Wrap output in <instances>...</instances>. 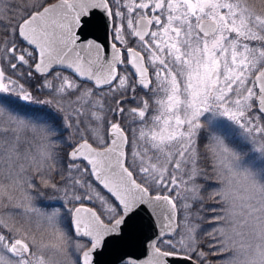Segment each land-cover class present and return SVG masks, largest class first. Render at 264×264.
Here are the masks:
<instances>
[{"label": "snow or ice", "instance_id": "snow-or-ice-1", "mask_svg": "<svg viewBox=\"0 0 264 264\" xmlns=\"http://www.w3.org/2000/svg\"><path fill=\"white\" fill-rule=\"evenodd\" d=\"M257 160L264 0H0V264H264Z\"/></svg>", "mask_w": 264, "mask_h": 264}, {"label": "rangeland", "instance_id": "rangeland-1", "mask_svg": "<svg viewBox=\"0 0 264 264\" xmlns=\"http://www.w3.org/2000/svg\"><path fill=\"white\" fill-rule=\"evenodd\" d=\"M257 166H264V161L257 160Z\"/></svg>", "mask_w": 264, "mask_h": 264}, {"label": "water", "instance_id": "water-1", "mask_svg": "<svg viewBox=\"0 0 264 264\" xmlns=\"http://www.w3.org/2000/svg\"><path fill=\"white\" fill-rule=\"evenodd\" d=\"M111 259V258H110Z\"/></svg>", "mask_w": 264, "mask_h": 264}]
</instances>
